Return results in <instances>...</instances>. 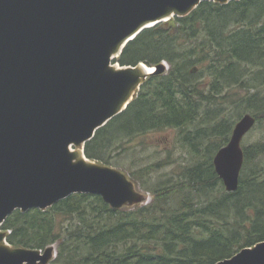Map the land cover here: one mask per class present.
<instances>
[{
    "label": "trees",
    "instance_id": "1",
    "mask_svg": "<svg viewBox=\"0 0 264 264\" xmlns=\"http://www.w3.org/2000/svg\"><path fill=\"white\" fill-rule=\"evenodd\" d=\"M115 61L161 69L86 143L87 157L111 166L132 141L176 128L190 161L150 187L146 205L113 208L101 195L74 193L47 209H17L1 227L8 243L56 244L49 264H217L264 241V140L243 146L236 191L226 190L213 160L232 133L233 122L220 117L227 107L244 103L257 123L264 120L261 90H249L264 86V0L204 1L187 16L144 29ZM253 67L255 84L248 86L245 75ZM236 88L246 89L245 96ZM171 162L169 155L124 168L146 184Z\"/></svg>",
    "mask_w": 264,
    "mask_h": 264
},
{
    "label": "water",
    "instance_id": "2",
    "mask_svg": "<svg viewBox=\"0 0 264 264\" xmlns=\"http://www.w3.org/2000/svg\"><path fill=\"white\" fill-rule=\"evenodd\" d=\"M204 1L238 0H0V264H49L57 254L56 245L7 242L1 227L17 209H47L74 193L101 195L113 208L141 200L126 174L84 147L161 69L116 66L115 56L144 29ZM256 122L245 113L214 156L229 192L239 187L242 140ZM217 264H264V241Z\"/></svg>",
    "mask_w": 264,
    "mask_h": 264
},
{
    "label": "rangeland",
    "instance_id": "3",
    "mask_svg": "<svg viewBox=\"0 0 264 264\" xmlns=\"http://www.w3.org/2000/svg\"><path fill=\"white\" fill-rule=\"evenodd\" d=\"M165 70H168L170 65L167 62L163 63ZM248 68V67H247ZM255 68L253 67L251 70L249 69L246 72V81L248 86H253L255 82L252 80L255 72ZM203 79V78H201ZM147 80V79H146ZM145 80V81H146ZM262 88V89H261ZM259 87L257 90L256 88H249L251 93L261 90V96L264 97V86ZM240 92V96H245V91H241V89L236 88ZM240 104L238 108L234 107H227L226 113L222 112L221 118H228L233 122V128L236 122L245 114V113H252L254 114V110L246 109L245 106ZM226 114V115H225ZM199 127L197 124L193 126V131L195 132ZM196 129V130H195ZM233 131V129H232ZM180 130L179 129H165L159 131H152L149 135L136 139L132 141V145L130 146L129 151L116 156L113 161L116 164L111 165L112 167L120 170L124 174H126L131 179V171L124 168L125 167H132L133 170L138 169L139 167L146 166L148 164H153L158 160H163L169 155H171V159L174 162L171 164L157 170L153 171L150 176H148L146 184H144L141 180L138 179V183H135V187L137 191L141 195V200L137 203L139 205H146L151 201L152 195L149 191L150 187L158 185L168 179V175L173 172L174 168L176 171L181 170V165L188 163L190 161V153L185 150L180 143H178V135ZM232 134V133H231ZM231 137V135H230ZM230 140V139H229ZM264 140V120L262 122H258L255 127L244 137L242 144L243 146L250 145L257 141ZM145 142V143H144ZM209 142V141H208ZM207 142V143H208ZM206 143V144H207ZM205 144V145H206ZM225 146V145H223ZM222 146V147H223ZM83 149V147H81ZM74 149H78V147H74ZM170 153V154H169ZM213 154H216L213 153ZM99 162L97 160H93ZM100 163V162H99ZM119 163V164H118Z\"/></svg>",
    "mask_w": 264,
    "mask_h": 264
},
{
    "label": "bare ground",
    "instance_id": "4",
    "mask_svg": "<svg viewBox=\"0 0 264 264\" xmlns=\"http://www.w3.org/2000/svg\"><path fill=\"white\" fill-rule=\"evenodd\" d=\"M119 56V54H117L115 57H118ZM147 71H149L150 69H146ZM151 71V70H150ZM150 73V72H149Z\"/></svg>",
    "mask_w": 264,
    "mask_h": 264
}]
</instances>
